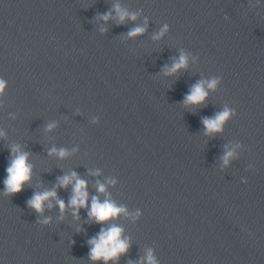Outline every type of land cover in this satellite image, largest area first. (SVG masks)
Wrapping results in <instances>:
<instances>
[{"label": "water", "instance_id": "obj_1", "mask_svg": "<svg viewBox=\"0 0 264 264\" xmlns=\"http://www.w3.org/2000/svg\"><path fill=\"white\" fill-rule=\"evenodd\" d=\"M181 53L186 66L166 74ZM0 78V264H104L88 241L108 223L129 241L108 264H142L149 249L157 264H264V0H0ZM211 79L203 103L185 104ZM13 146L31 178L5 194ZM72 172L89 204L126 213L73 216L58 182ZM51 190L63 211L53 198L29 206Z\"/></svg>", "mask_w": 264, "mask_h": 264}, {"label": "clouds", "instance_id": "obj_2", "mask_svg": "<svg viewBox=\"0 0 264 264\" xmlns=\"http://www.w3.org/2000/svg\"><path fill=\"white\" fill-rule=\"evenodd\" d=\"M117 18L122 22L125 17L129 16L126 10H122L118 5L115 6ZM110 14H105L103 19L107 20ZM135 19L134 16L130 17ZM166 31V26L161 30L160 35ZM144 32L143 27H135L128 32L129 37L136 36ZM158 38V37H156ZM187 58L181 53L177 60H175L170 67L165 68L166 74H172L177 72L179 69L186 66ZM217 85L216 79L208 81H200L194 84L189 93L185 96V104H201L207 97V90L214 89ZM7 88V81L0 78V94H3ZM230 110L225 108L224 110L217 112L213 117L206 118L202 121L206 133H215L222 130L223 124L230 117ZM52 125H49L51 128ZM11 159L5 169L6 176L3 180L5 194H15L22 190V186L28 182L31 178L32 165L28 163V153L20 150L19 147L13 146L10 149ZM51 153L57 154L59 157H64L67 153L65 150H57L53 148ZM233 156L232 151H227L223 157L225 165L228 164L229 158ZM95 175V173H93ZM60 187H66L71 185V197L68 201V206L73 209V216L78 215L80 208L87 207V215L90 220H94L97 223H108L111 220L117 218L120 214H125L126 210L123 206H118L112 200L105 198L101 201L98 196H92L90 204L89 193L87 191V182L84 179L78 177L75 172L70 175H64L59 180ZM108 184L114 183L113 180L107 181ZM97 192L105 193V184L97 182ZM49 198L56 199V192L54 190L34 193L32 198L28 201L30 207L35 209L37 212L42 211V204L48 201ZM56 204L59 206L61 211L65 209V203L63 200L56 199ZM51 203L48 207H51ZM47 222V221H45ZM123 229L115 224L108 223V226L102 227L100 231L91 238L88 243L90 245L89 258L92 261H103L104 264H108L109 261H115L120 254L127 251L129 247V241L127 237H122ZM142 264H157V261L149 249L146 256L143 258Z\"/></svg>", "mask_w": 264, "mask_h": 264}]
</instances>
